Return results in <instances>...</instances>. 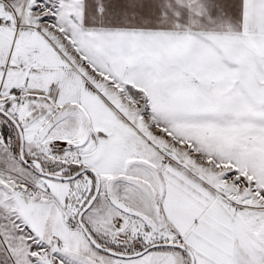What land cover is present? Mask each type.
<instances>
[{
    "label": "snow or ice",
    "instance_id": "obj_1",
    "mask_svg": "<svg viewBox=\"0 0 264 264\" xmlns=\"http://www.w3.org/2000/svg\"><path fill=\"white\" fill-rule=\"evenodd\" d=\"M0 264H264V0H0Z\"/></svg>",
    "mask_w": 264,
    "mask_h": 264
}]
</instances>
